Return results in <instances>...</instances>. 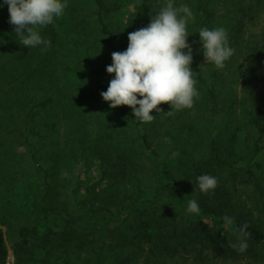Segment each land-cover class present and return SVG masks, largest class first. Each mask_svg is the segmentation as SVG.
I'll use <instances>...</instances> for the list:
<instances>
[{
    "label": "rangeland",
    "instance_id": "obj_1",
    "mask_svg": "<svg viewBox=\"0 0 264 264\" xmlns=\"http://www.w3.org/2000/svg\"><path fill=\"white\" fill-rule=\"evenodd\" d=\"M241 1L103 0L113 43L120 51L127 48L128 33L147 26L152 16L169 2L181 15L185 8L192 13L187 24L190 33L187 39L192 47V75L199 95L194 98L191 108L177 110L171 108L169 102H162L158 105L161 111L153 110L154 120L140 126L150 130L151 150L158 152L160 158L172 155L186 166L206 167L211 162L212 141L226 138L225 143L231 144L235 132V156L232 157L240 165L256 160L252 154L257 136L251 132L248 119L254 113L253 91L260 82L251 68L246 70L245 66L248 60L253 65L258 61L253 48L260 46L259 35L264 32V0L245 1L256 11L254 19H246V36H251L252 46L248 56L245 55L246 48L242 47L237 55L233 52L223 68H217L213 63L205 62L198 33L203 27H221L228 33L229 28L237 26L240 17L236 8ZM95 12V0H67L63 15L54 25L40 31L42 38L51 43L46 52L42 47L28 48L19 44L14 26L0 23V225L6 227L13 249L6 264H17L14 244L19 231L22 227H30L39 212L32 208L31 202L42 194L41 175L43 177L44 173L34 172L31 165L42 164L50 171L55 199L70 203L79 177L77 196L88 198L86 205L94 203L93 211L81 216L79 222L89 234L96 233L95 247L87 254L85 250H70L73 264H87V258L96 253L100 254L102 264H115L110 245L115 227L120 223L117 219L119 210L115 206L106 208L103 200L112 194L128 196L129 192L138 189L150 192L158 183L159 174L147 151L133 140L134 132L122 120V112L134 117L131 107H110L100 95L101 91L107 90L114 73L96 75L93 70L111 64L113 50L106 44ZM0 21L9 22L6 4L0 8ZM46 28H53L55 36ZM200 74L213 82L219 108L228 106L230 96L232 100L235 98L228 130H222L221 117L207 106ZM44 97L49 98V105L35 109L26 129L22 115ZM221 130L227 133L225 137H220ZM260 144L264 161V134ZM31 148L35 153L32 163ZM118 158L128 163L127 173L119 178L106 175L100 186L89 191L103 168ZM219 177L226 180V185L235 183L242 198L255 201L253 179L241 176L234 180L227 174H219ZM108 179L115 181L108 182ZM260 182L264 186V176L260 177ZM91 215L100 220V225L94 224ZM49 226L60 231L64 222L57 217ZM65 254V251H55L50 258L51 264H61ZM211 262L253 264L224 262L220 258H212Z\"/></svg>",
    "mask_w": 264,
    "mask_h": 264
},
{
    "label": "trees",
    "instance_id": "obj_2",
    "mask_svg": "<svg viewBox=\"0 0 264 264\" xmlns=\"http://www.w3.org/2000/svg\"><path fill=\"white\" fill-rule=\"evenodd\" d=\"M242 0L236 10L239 13L237 26L229 28V45L234 49V55L246 48L245 55L252 49L251 36H246V19H254L255 9ZM97 23L106 36V44L113 52L120 48L113 43L112 31L105 19L103 0H95ZM202 7V6H201ZM138 12V16L140 15ZM206 11V10H204ZM2 25L12 26L9 22ZM46 31L55 36V30ZM54 32V33H53ZM259 37L260 46L253 48L258 57L256 64L248 60L246 70L251 68L260 85L253 91L254 113L249 117L251 132L257 136L252 156L253 163L240 165L235 156L234 141L237 134L233 132L232 143H225L226 138H216L212 141L210 150L211 162L206 167H189L172 155L160 158L159 153L151 150L150 130L140 127L143 122L138 118L121 113L123 122L132 130L133 140L140 148L147 151L153 168L159 174L157 185L150 191L133 190L126 195L106 197L102 204L119 210L115 234L111 247L114 251L115 264H213L212 258H220L224 262L246 261L248 263H264V186L260 177L264 176V161L262 160L261 138L264 134V32ZM96 75L108 74L105 67L93 70ZM202 74V85L205 90L206 102L210 111L222 119V130H228L234 100L228 98V106L219 108L216 89L212 81L206 80ZM247 75V73H246ZM139 98V97H138ZM236 103V102H235ZM49 98H42L32 104L25 112V128H29V118L37 107L48 106ZM221 130V131H222ZM227 133L220 134L225 137ZM29 147V146H27ZM30 162L35 161V153L30 149ZM111 165L104 167L100 178L89 186V191L101 185L102 179L119 178L127 173L128 163L118 158ZM34 164V163H33ZM32 170L40 171L42 189L39 197L32 199V208L38 215L30 227H22L19 238L14 244L17 264H51L50 258L55 251L66 252L61 264H73L69 251H86L94 249L95 232L89 234L87 228L79 222L80 217L93 211L94 203L86 205L88 198L77 196L79 177L72 190V201L69 203L53 197L52 174L45 165H31ZM176 171L179 173L177 174ZM111 173V175H110ZM201 174H211L217 177L218 183L214 190L201 192L196 178ZM219 174H227L236 180L246 176L253 179L257 194L255 201L241 197L235 183L226 185V180ZM115 179H108L114 182ZM196 200L198 213H189V200ZM57 217L64 222L62 230L55 231L49 225ZM94 224L100 225V220L91 215ZM92 235V237H91ZM241 240L246 242L245 250H240ZM8 248L0 228V264H6ZM87 264H102L100 254L87 258Z\"/></svg>",
    "mask_w": 264,
    "mask_h": 264
},
{
    "label": "clouds",
    "instance_id": "obj_3",
    "mask_svg": "<svg viewBox=\"0 0 264 264\" xmlns=\"http://www.w3.org/2000/svg\"><path fill=\"white\" fill-rule=\"evenodd\" d=\"M8 6L9 23L19 44L28 48L50 50L51 43L40 35L43 27L54 25L67 6V0H0V8ZM192 13L187 8L181 15L171 2L152 16L147 26L128 33V45L123 51L112 52V63L106 71L113 74L107 90L101 91L110 107L127 105L141 122L154 120L161 111L162 102H169L177 110L191 108L198 97L191 63L193 52L188 42L187 24ZM205 62L223 68L233 55L227 31L224 28L203 27L199 31ZM139 97V98H138ZM201 192L207 193L217 186V177L201 174L196 178ZM189 213H198L196 200H189ZM241 240L240 250L246 248Z\"/></svg>",
    "mask_w": 264,
    "mask_h": 264
},
{
    "label": "water",
    "instance_id": "obj_4",
    "mask_svg": "<svg viewBox=\"0 0 264 264\" xmlns=\"http://www.w3.org/2000/svg\"><path fill=\"white\" fill-rule=\"evenodd\" d=\"M0 228H2V230H3L4 240H5L7 248H8V254L11 255L13 253V249L11 248L10 243L8 241V238H7L6 227L3 225H0Z\"/></svg>",
    "mask_w": 264,
    "mask_h": 264
}]
</instances>
